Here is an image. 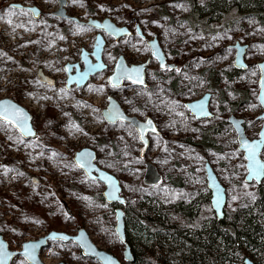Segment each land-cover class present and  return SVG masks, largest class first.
Instances as JSON below:
<instances>
[{
	"label": "rangeland",
	"instance_id": "rangeland-1",
	"mask_svg": "<svg viewBox=\"0 0 264 264\" xmlns=\"http://www.w3.org/2000/svg\"><path fill=\"white\" fill-rule=\"evenodd\" d=\"M61 1L66 14L56 17ZM237 1L245 0H0V99L11 98L27 108L36 132V137L25 139L11 125L0 128V235L10 249L50 231L75 234L83 228L98 248L125 263L124 246L114 229L117 206L102 204L103 184L77 167L75 153L81 149L95 151L97 166L118 179L127 202L156 208L195 203L197 221L185 220L187 228L211 223L208 219L214 217L206 163L225 188L227 219L255 200L257 185L245 181L246 160L228 118L245 120L250 139L264 123L257 67L264 59V14L252 11L253 0L238 8ZM221 3L222 14L217 11ZM27 7L42 14L36 19ZM106 18L127 26L131 36L114 40L105 35L103 59L108 68L80 88H67L65 67L73 65L75 73L78 63L82 70L81 51L92 49L98 33L87 23ZM33 29L36 34H29ZM154 38L172 69L157 67L147 45ZM236 43L247 44L245 69L234 65ZM118 55L129 65L150 61L145 88L109 86ZM38 69L53 83L39 79ZM205 93L212 95V116L197 120L185 105ZM108 96L115 97L127 115L153 120L158 132L147 133L143 155V143L131 125L105 120ZM204 139L205 148L198 147ZM261 157L264 160V149ZM147 163L161 174L159 184L143 183ZM95 208L107 211L104 219H77L78 213L90 214ZM121 209L125 231L128 227L131 233L133 221L127 223L128 209ZM140 242L151 250V241ZM80 255L71 241H49L40 253L45 264H99ZM11 264L26 262L16 257Z\"/></svg>",
	"mask_w": 264,
	"mask_h": 264
},
{
	"label": "water",
	"instance_id": "water-1",
	"mask_svg": "<svg viewBox=\"0 0 264 264\" xmlns=\"http://www.w3.org/2000/svg\"><path fill=\"white\" fill-rule=\"evenodd\" d=\"M64 5H65V1H61L60 9L58 11L59 15L62 14V15H60L61 17L65 13V10L63 8ZM32 10L34 11L35 16H37V10L35 8H33ZM90 22H92V24L95 25L94 27L97 30H101V31L104 30L108 34H114L116 36V38H121V37H125V36L129 35V32L127 31L126 28H121V29L117 28L116 24H114L108 18L104 19L103 21L102 20L101 21L92 20ZM107 25H110L111 28L106 27ZM97 26H99V27H97ZM104 44H105V42H104L103 36L100 33H98L95 37V43L93 45V53H92L95 57L96 62L94 64H92V62H91V60H89V58H85L84 61L86 63L84 65L83 71L74 77H70L68 80V85L73 83L74 81L77 84H79V86L83 85L91 78L92 75H94L95 73L100 72V71L105 69V65L103 64L102 58H101V53H102ZM149 46L151 48L153 56L157 59L160 67L163 68V67L167 66L165 55H164L162 49L159 47L156 38L149 41ZM236 48H237V50L242 49L243 51L242 52L236 51L235 59H234V65L238 69H245L246 63L244 60V54H245L246 47L238 45ZM118 64L122 65L123 69H127L129 71L133 68H142V72L140 73V75L142 77L143 83L142 84L141 83H133L131 79L122 78L119 80L118 85L116 87H119L120 85H122L123 82H130V83L137 85L138 87H142L145 85V69H146L147 63H141L139 65H131L130 67H128L126 65L124 57L122 55H119L117 57L116 63L113 67L112 74H110V76L108 78L109 83L111 81V83H110L111 85L113 83H116L114 78L118 75V72L120 71L117 67ZM90 65H94L93 68ZM241 65H243V67ZM261 65H264V60L262 62L258 63V67H259L258 101L259 102H260V96H261V81H262V79H264V73H262L260 70ZM42 80H46L49 82V80H47L45 78ZM211 96L212 95L210 93H205L204 95H202L201 98L194 100V101H191V102H187L185 106L187 107V109H189L190 113L192 115H194L197 120L209 118L212 116L211 112L209 111V102H210ZM4 103H10V104L22 109L24 111V113L27 114V116L29 117L28 127L32 130L34 135H27L26 136V135H23L21 130H19L18 128H14V129L16 131L18 130V132L25 139L36 137V132H35V129H34L33 123H32V116H31V113L27 110V108H25L24 106H22L18 102L14 101L13 99L7 98V97L0 99V104H4ZM198 104H203L204 107H203L202 111L205 113H208L209 115H207V116L202 115L201 110H199V109H197L194 112L192 110V106L198 105ZM262 106L264 108V105H262ZM102 113H103V116H104L105 120L107 121V123L114 124L116 122H121V123L129 124V125H131V127H133V129L138 134L139 141H141V143H143V147L141 149L142 155H143V152L145 151V148L148 144L147 133L148 132H150V133H157L158 132L153 120L150 117H146L144 121H141L137 117L127 115L120 108L118 103L111 97L108 98L107 107L105 109H103ZM109 113L112 114V117H113L112 119L107 118ZM263 117H264V114H263ZM228 122L232 125V127L235 131L237 143H238V149L240 151H242L243 155L245 156L246 153L241 149V141H243L245 139L249 142L260 141L261 137L259 134L261 132H264V123H263V125H262V127L258 133V136L254 139H250L247 137V135L245 133V127H244L245 120H243L242 118L235 117L234 115H231L228 118ZM152 129H155V131H153ZM263 149H264V143H262V145H261V147L257 153V157H256V159L262 164H264V160L261 157V153H262ZM84 152H87L90 155L84 159L78 160L79 155L81 153H84ZM245 160H246L245 166L247 169V175L245 177V181L247 183L254 182L257 186H260L262 184V181L264 180V175L257 177V178L250 177L249 168H248L249 161L247 159H245ZM74 161H75L77 167L80 168L81 170H83L88 178H90L92 180H98L100 183L103 184L104 190L102 191V197H103L104 201L108 204H114L117 206L114 210L115 218H116V225H115L114 229H115V232L119 238V241L124 246V249H123V260L125 262L124 264H132L133 263V254L131 252V248H130L129 244L126 241L124 212L121 209V207L126 204V199L121 195V192H122L121 183L118 181V179L114 175L110 174L109 172H107L103 169H100L97 166V164H96V153H95V151H93L90 148L89 149H81L80 151L76 152ZM205 175H206V180H207V188L209 189V192H210V204H211V208L214 212V217L218 220H222L225 217L224 208H225L226 201H227L225 188L220 183V181L218 180L217 176L215 175V173H214V171L211 168L209 163L205 164ZM161 180H162V176L157 171V169L153 165L147 163L146 169H145V174L143 177V183L148 185V186H154V185L159 184L161 182ZM217 201H219V203H217ZM53 233L57 234L58 236L59 235L67 236V237H69V239L67 241H61L59 239H55V240L49 239V237ZM49 241H61V242H70L71 241L75 245L78 246V248L81 251V255L83 257H88V258L94 259L99 264H122L117 257L112 255L111 253H108V252L98 248L95 245V243L90 239L89 234L83 228L77 230V232L75 234H68L66 232L50 231L46 235L41 236L35 240L24 241L21 245V248L16 249V250L10 249L7 241H5L3 239V237L0 235V243H2L5 246L4 252L7 255V259L5 261V264H11L12 260L16 257H21L22 259L25 260V262L27 264H45L40 257V253L45 247H47ZM30 244H35V245H37V247L34 250H30V256H25L24 255L25 245H30ZM55 264H65V262H58ZM243 264H256V263L252 259H250L249 257H246L243 260Z\"/></svg>",
	"mask_w": 264,
	"mask_h": 264
},
{
	"label": "trees",
	"instance_id": "trees-1",
	"mask_svg": "<svg viewBox=\"0 0 264 264\" xmlns=\"http://www.w3.org/2000/svg\"><path fill=\"white\" fill-rule=\"evenodd\" d=\"M245 3L246 0L234 4L238 8ZM257 4L262 7H256ZM221 5L224 4H219L217 11L222 14L225 11L222 12ZM251 5L254 13L262 11L264 14V0H253ZM205 139L198 143V147L205 148ZM40 143L44 147L43 138ZM179 182L177 180L175 184ZM255 189V200L237 208L229 219L226 216L222 220L213 217L208 219L211 223L203 222L190 228L184 221H197L198 216L193 215L195 203L179 202L169 208H156L152 204L134 205L126 201L127 223L133 221L131 233L128 227L125 231L126 241L132 248V264H243L246 257L256 264H264V184ZM99 197L102 204L113 209L114 204L106 203L101 195ZM106 214V210L95 208L90 214L78 213L77 219L93 216L104 219ZM141 239L152 242L150 251L144 248Z\"/></svg>",
	"mask_w": 264,
	"mask_h": 264
},
{
	"label": "snow or ice",
	"instance_id": "snow-or-ice-1",
	"mask_svg": "<svg viewBox=\"0 0 264 264\" xmlns=\"http://www.w3.org/2000/svg\"><path fill=\"white\" fill-rule=\"evenodd\" d=\"M102 10H104L102 8ZM3 17H0L2 19ZM9 23L11 22L10 20L8 21ZM83 27V26H81ZM99 27V26H97ZM106 27L111 28L110 25H107ZM139 34V33H138ZM62 39V37H61ZM238 52H242V49H238ZM0 55H4L3 53H0ZM163 66V65H162ZM243 67V65H241ZM118 69L120 70L118 72V75L114 78L116 83H113L112 86L116 87L118 85V82L122 78H127L131 79L133 83H143L142 77L140 73L142 72V68H133L130 71L127 69H123L122 65H117ZM170 70V69H169ZM260 70L262 73H264V65L260 66ZM111 83V81H110ZM63 91V90H61ZM260 103L261 105H264V79L261 81V96H260ZM203 104H198L192 106V110L195 112L197 109L201 110L202 115H209L208 113L203 112ZM95 111V110H94ZM108 119H112V114H108ZM28 119L29 117L27 116L24 111L10 103H4L0 104V128L5 127L6 125H11L13 128H18L21 130L23 135H34L32 130L28 127ZM264 119V117L260 118ZM76 128L77 131H81V129L78 128V126H73ZM155 131V129H152ZM260 141H255V142H249L246 139L241 141V149L246 153L244 156V159H247L249 161V174L250 177L257 178L262 175H264V164L260 163L256 157L257 153L262 145L264 143V132H261L260 134ZM11 139V137H9ZM22 142V141H21ZM53 155H56L55 153ZM90 154L87 152L81 153L78 157V160L84 159L88 157ZM236 153H233L232 156H235ZM219 203V201H217ZM37 222L38 221H34ZM49 239H59L61 241H67L69 237L63 236V235H57L55 233L51 234ZM37 247L35 244H30V245H25V256H30V250H34ZM5 246L0 243V264H5V261L7 259V255L4 252Z\"/></svg>",
	"mask_w": 264,
	"mask_h": 264
},
{
	"label": "flooded vegetation",
	"instance_id": "flooded-vegetation-1",
	"mask_svg": "<svg viewBox=\"0 0 264 264\" xmlns=\"http://www.w3.org/2000/svg\"><path fill=\"white\" fill-rule=\"evenodd\" d=\"M65 6V5H64ZM28 8V10L29 11H32L33 13H34V11L32 10L33 8H29V7H27ZM64 8V7H63ZM37 10V9H36ZM65 10V9H64ZM66 12V11H65ZM42 14V12H40L39 10H37V16H34V18H36V19H38L39 18V16ZM64 14H66V13H64ZM63 14V16L62 17H65V15ZM34 15H35V13H34ZM56 17H61L60 15H62V14H58V12H56L55 14H54ZM69 19H73L72 17L71 18H69ZM100 21V20H99ZM81 22V25H83V21H80ZM14 24H15V22H14ZM24 25V24H23ZM19 27L21 26V25H18ZM87 26H91L92 28H94L95 30H97L94 26L95 25H93L92 24V22H88L87 23ZM8 27H10V24H7L6 25V28H8ZM116 27L117 28H126L127 29V31L129 32V35L128 36H126V37H129V36H131V34H132V31L127 27V26H119V25H116ZM4 30H5V28H4ZM98 31V33H100L102 36H103V39H104V42H105V44H104V46H103V50H102V53H101V58H102V62H103V64L105 65V69L104 70H102V71H100V72H97V73H95L94 75H92L91 77H93V76H95L96 74H98V73H101V72H103V71H105L107 68H108V65L105 63V61H104V59H103V52H104V48H105V45H106V41H105V35H107V36H109V37H112L114 40H118V39H120V38H116V36L114 35V34H108L107 32H105L104 30L103 31H101V30H97ZM32 32H34L35 34H36V30H32V31H30L29 32V34H31ZM4 33V32H3ZM97 33V34H98ZM121 33V32H120ZM139 32H137V34H138ZM96 34V35H97ZM21 36H23L24 37V33H21L20 34ZM8 36H10L12 39L14 38V33H11V34H9ZM96 37V36H95ZM122 38V37H121ZM94 43H95V40H93V44H92V49L90 50H85V49H82V51H81V63H82V70L84 69V65H85V61H84V59L85 58H89V60H92V61H94L95 60V57H94V55L92 54L93 53V45H94ZM240 43H236V46L235 47H237L238 45H239ZM147 45L149 46V41L147 42ZM245 45H247V44H245ZM245 45H240V46H245ZM149 48H150V46H149ZM25 50V49H24ZM150 50H151V48H150ZM237 51V50H236ZM236 54V53H235ZM151 55L153 56V54H152V51H151ZM119 56V55H118ZM117 56V57H118ZM124 57V56H123ZM154 57V56H153ZM154 59H156L155 57H154ZM116 60H117V58L115 59V62H114V64H113V67H114V65H115V63H116ZM124 60H125V63H126V65L128 66V67H130L131 65H134V64H131V65H129L128 63H127V61H126V59L124 58ZM157 60V59H156ZM244 60H245V56H244ZM264 60V59H263ZM145 63H147V65H146V69H145V85L144 86H142V87H146V74H147V72H148V66H149V64H150V61L148 60V61H146ZM92 64H94V63H92ZM136 65H139V64H136ZM247 65V64H246ZM80 65L78 64V63H76L75 65H74V67H76V71H75V73H71V71H72V69H73V65H67L66 67H65V70H66V72H67V74H68V80H69V78L70 77H74V76H76V75H78V74H80V72L82 71H80L79 70V68L81 69V67H79ZM92 68H93V66L94 65H90ZM112 67V68H113ZM161 71H166V70H168L170 67H171V65L170 64H168L167 66H165V67H163V68H161L160 67V65H159V63H158V66H157ZM258 67V66H257ZM176 68V65H174V69ZM170 69H172V68H170ZM113 70V69H112ZM258 70H259V67H258ZM43 75H44V73H43V71H41V69H38V78L39 79H44V77H43ZM110 76V75H109ZM109 76H108V78H109ZM91 79V78H90ZM89 79V80H90ZM92 79H94V78H92ZM88 80V81H89ZM45 82H48V81H46V80H44ZM107 81H108V79H107ZM49 83H53V81H49ZM124 83H129V84H131L132 85V87H138L137 85H135V84H133V83H130V82H123L122 83V85L124 84ZM76 84V85H75ZM108 84H109V86H111V87H113L110 83H109V81H108ZM84 85V84H83ZM122 85H120L119 87H121ZM70 86H75V87H77V88H80V87H82L81 85L79 86V84H77L75 81L73 82V83H71V84H66V87L67 88H69ZM118 88V87H117ZM110 96H108V98H109ZM108 98H107V101H108ZM111 98H113V97H111ZM113 99H115L116 101H117V99L114 97ZM121 106V105H120ZM121 109L122 110H124L123 109V107L121 106ZM103 114V113H102ZM117 123V122H116ZM229 123V122H228ZM43 124V123H42ZM41 124V125H42ZM230 124V123H229ZM231 125V124H230ZM232 126V125H231ZM244 127H245V122H244ZM233 128V127H232ZM236 141H237V138H236ZM92 180V179H91ZM0 186H4V182L1 180V178H0ZM24 260V259H23ZM25 261V260H24ZM27 264V263H26Z\"/></svg>",
	"mask_w": 264,
	"mask_h": 264
}]
</instances>
